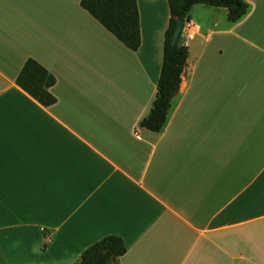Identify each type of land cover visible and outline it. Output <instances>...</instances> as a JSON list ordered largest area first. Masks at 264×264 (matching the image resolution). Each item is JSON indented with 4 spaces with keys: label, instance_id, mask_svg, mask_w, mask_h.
<instances>
[{
    "label": "crops",
    "instance_id": "0c3cea01",
    "mask_svg": "<svg viewBox=\"0 0 264 264\" xmlns=\"http://www.w3.org/2000/svg\"><path fill=\"white\" fill-rule=\"evenodd\" d=\"M191 8L188 56L158 132L167 0H136L130 51L80 0H0V264H74L115 236L117 264H264V0ZM51 74L44 107L15 83Z\"/></svg>",
    "mask_w": 264,
    "mask_h": 264
},
{
    "label": "trees",
    "instance_id": "16d2710c",
    "mask_svg": "<svg viewBox=\"0 0 264 264\" xmlns=\"http://www.w3.org/2000/svg\"><path fill=\"white\" fill-rule=\"evenodd\" d=\"M170 18L164 34L163 56L152 107L139 123L141 128L158 132L163 127L171 101L179 89L188 50L179 42L172 47L171 40L177 20L188 22L189 12L195 5H205L226 11L229 23L240 21L248 10L243 0H167ZM85 10L103 28L112 34L130 51L140 45L139 17L136 0H80ZM16 85L44 107L51 106L55 99L49 89L54 77L32 59H27L15 79ZM126 252L122 240L115 236L105 237L81 254L74 264H117Z\"/></svg>",
    "mask_w": 264,
    "mask_h": 264
},
{
    "label": "water",
    "instance_id": "95a60500",
    "mask_svg": "<svg viewBox=\"0 0 264 264\" xmlns=\"http://www.w3.org/2000/svg\"><path fill=\"white\" fill-rule=\"evenodd\" d=\"M184 26H185L184 20L179 19L176 21V25H175L173 35H172V40H171L172 47H175V45L179 42V40L184 37L185 35L183 32Z\"/></svg>",
    "mask_w": 264,
    "mask_h": 264
},
{
    "label": "built area",
    "instance_id": "2783aa9c",
    "mask_svg": "<svg viewBox=\"0 0 264 264\" xmlns=\"http://www.w3.org/2000/svg\"><path fill=\"white\" fill-rule=\"evenodd\" d=\"M184 37L186 38V39H190L191 38V35H184Z\"/></svg>",
    "mask_w": 264,
    "mask_h": 264
},
{
    "label": "rangeland",
    "instance_id": "374dc122",
    "mask_svg": "<svg viewBox=\"0 0 264 264\" xmlns=\"http://www.w3.org/2000/svg\"><path fill=\"white\" fill-rule=\"evenodd\" d=\"M185 38V37H184Z\"/></svg>",
    "mask_w": 264,
    "mask_h": 264
}]
</instances>
